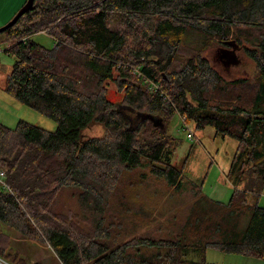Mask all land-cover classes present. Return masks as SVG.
<instances>
[{
  "label": "trees",
  "instance_id": "16d2710c",
  "mask_svg": "<svg viewBox=\"0 0 264 264\" xmlns=\"http://www.w3.org/2000/svg\"><path fill=\"white\" fill-rule=\"evenodd\" d=\"M117 17L122 28L114 30ZM41 32L52 48L31 39ZM0 37L14 57L5 92L57 124L53 132L0 124L1 223L46 244L54 264H205L209 248L262 257L264 0H34ZM227 42L255 64L254 80L225 81L210 65L207 50ZM109 83L120 101L108 98ZM176 115L237 141L227 204L186 185L171 164L179 141L167 132ZM92 125L103 134L84 137ZM148 178L163 182L165 199L185 185L194 200L135 237L136 220L151 225L153 209H131L121 195L147 188ZM66 190L79 206L73 218L58 211ZM8 248L0 234V259L25 264Z\"/></svg>",
  "mask_w": 264,
  "mask_h": 264
},
{
  "label": "rangeland",
  "instance_id": "374dc122",
  "mask_svg": "<svg viewBox=\"0 0 264 264\" xmlns=\"http://www.w3.org/2000/svg\"><path fill=\"white\" fill-rule=\"evenodd\" d=\"M25 2L26 0H0V28L12 20ZM121 21L122 17L110 20L111 28L114 30L122 28ZM31 39L45 48L53 46L52 39L43 32L33 35ZM5 45L0 37L2 50L6 47ZM4 52L0 54V124L14 129L18 122L23 121L49 132L55 131L57 128L55 121L21 104L5 92V82L12 69L14 57ZM205 57L225 81L241 78L252 81L256 77L255 64L237 47L215 43L207 50ZM107 87L110 90L108 98L114 102L120 101L122 94L115 91L111 83ZM128 112L130 121L136 122L137 117L130 111ZM189 133L193 135L191 140L187 138ZM102 134V128L95 125L83 131L84 137L87 138L98 137ZM167 134L179 141L175 152L172 153L171 164L182 171L186 185L192 182L203 196L221 204H227L234 191V187L227 179V171L237 148V141L228 136H217L216 131L211 127L199 130L192 123L185 127L177 115L172 118ZM147 189L151 195H154L153 198L147 195ZM165 191L166 187L163 182L154 178H148L147 188L132 185L124 190L121 196H126L127 200L129 198L128 205L131 209L140 207V205L153 209V223L149 225L145 219L138 218L135 222L136 230L133 236L137 237L152 228L155 229L161 221L159 218L162 217L161 215L164 216L163 219L170 220L176 212L186 209L194 200L193 193L185 185L179 193L169 194L167 199H165L167 196ZM249 201L253 204L252 199ZM256 204L264 208V187L257 196ZM122 207L123 214L128 217L129 211L124 206ZM58 211L67 215L68 218H73L79 213L74 191L66 190L62 193L58 202ZM104 213L107 215L106 211ZM247 220H245V226ZM0 234L9 237L11 248L8 249L19 256V261L22 259L25 264H54V254L46 244L27 240L1 222ZM0 264L11 263L0 259ZM205 264H264V252L261 258H250L237 254H225L209 248L205 254Z\"/></svg>",
  "mask_w": 264,
  "mask_h": 264
},
{
  "label": "water",
  "instance_id": "95a60500",
  "mask_svg": "<svg viewBox=\"0 0 264 264\" xmlns=\"http://www.w3.org/2000/svg\"><path fill=\"white\" fill-rule=\"evenodd\" d=\"M34 0H26L25 4L21 7V9L16 13V15L12 18L10 22H8L4 27L0 28V34L11 28L24 14L29 12L33 6ZM227 46H232L236 48L237 46L234 42H227ZM238 48V47H237Z\"/></svg>",
  "mask_w": 264,
  "mask_h": 264
},
{
  "label": "built area",
  "instance_id": "2783aa9c",
  "mask_svg": "<svg viewBox=\"0 0 264 264\" xmlns=\"http://www.w3.org/2000/svg\"><path fill=\"white\" fill-rule=\"evenodd\" d=\"M4 48H6V47H4ZM4 48H3V49H4ZM3 52H4V50H2V48L0 47V54L3 53ZM181 120H182V119H181ZM182 123L184 124V120H182ZM184 126L187 127L185 124H184ZM187 138H188L189 140H191V139L193 138V135L189 133V134L187 135ZM3 177H4V172H3V171H0V183H1V184H3V183L1 182Z\"/></svg>",
  "mask_w": 264,
  "mask_h": 264
}]
</instances>
